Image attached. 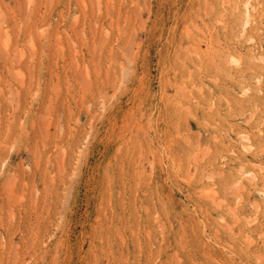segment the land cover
<instances>
[{"label":"rangeland","instance_id":"obj_1","mask_svg":"<svg viewBox=\"0 0 264 264\" xmlns=\"http://www.w3.org/2000/svg\"><path fill=\"white\" fill-rule=\"evenodd\" d=\"M0 264H264V0H0Z\"/></svg>","mask_w":264,"mask_h":264}]
</instances>
